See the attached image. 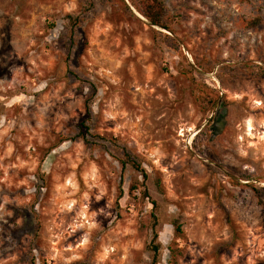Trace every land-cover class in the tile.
<instances>
[{"label": "rangeland", "instance_id": "1", "mask_svg": "<svg viewBox=\"0 0 264 264\" xmlns=\"http://www.w3.org/2000/svg\"><path fill=\"white\" fill-rule=\"evenodd\" d=\"M160 1L0 0V264H264V0Z\"/></svg>", "mask_w": 264, "mask_h": 264}, {"label": "trees", "instance_id": "2", "mask_svg": "<svg viewBox=\"0 0 264 264\" xmlns=\"http://www.w3.org/2000/svg\"><path fill=\"white\" fill-rule=\"evenodd\" d=\"M142 2V7H140V12L143 14L144 17H146L149 21V24L161 28L167 29V27L163 24L162 20V14H163V4L160 0H141ZM81 126L88 130L89 128L82 123ZM133 164H135L133 162ZM136 167H139V165H136ZM146 177V175H145ZM143 197L149 198V193L147 189H144L143 191ZM152 204L154 207L156 206L155 201H152ZM159 234L155 230L154 227V235L152 238V245L150 248L154 251V259H153V264L158 263V253H159V244H155L154 242L158 240Z\"/></svg>", "mask_w": 264, "mask_h": 264}, {"label": "bare ground", "instance_id": "3", "mask_svg": "<svg viewBox=\"0 0 264 264\" xmlns=\"http://www.w3.org/2000/svg\"><path fill=\"white\" fill-rule=\"evenodd\" d=\"M249 129V128H248ZM250 130V129H249ZM252 130V129H251Z\"/></svg>", "mask_w": 264, "mask_h": 264}]
</instances>
